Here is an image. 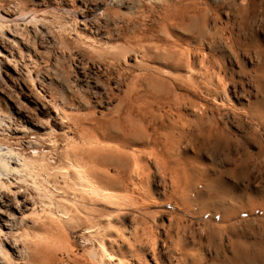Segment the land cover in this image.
<instances>
[{"label":"bare ground","instance_id":"obj_1","mask_svg":"<svg viewBox=\"0 0 264 264\" xmlns=\"http://www.w3.org/2000/svg\"><path fill=\"white\" fill-rule=\"evenodd\" d=\"M198 2L0 0V264H264V34Z\"/></svg>","mask_w":264,"mask_h":264},{"label":"rangeland","instance_id":"obj_2","mask_svg":"<svg viewBox=\"0 0 264 264\" xmlns=\"http://www.w3.org/2000/svg\"><path fill=\"white\" fill-rule=\"evenodd\" d=\"M196 1H199L198 3L200 4L201 3V5H205L204 7H203V9H205L206 10V12H207V14L209 15L208 17L210 18L211 17V19H210V22H211V20L213 21V23H216L215 25H219L218 27H223V28H229V25L230 24H234V21H237L239 18V16H240V14H241V12L243 11H245V8H246V11L244 12V13H242V15H243V17H244V24L246 23V25H245V27H246V31H247V33H248V35H250V37L251 36H256V35H258V34H264V9H263V13H262V9L261 8H264V5H263V3H264V0H239L240 2H238V0H235V2H234V0H201L202 2H200V0H196ZM223 2H224V4H223ZM236 2H238V3H236ZM249 2V3H248ZM261 2V3H260ZM203 3V4H202ZM231 4V5H230ZM237 4V5H236ZM250 4V6H247V5H249ZM255 4V5H254ZM77 5H78V3H77ZM200 5V6H201ZM215 5V6H214ZM228 5H230L229 7H228ZM240 5V6H239ZM260 5V8H259V12L257 11L258 10V6ZM252 6V7H251ZM262 6V7H261ZM231 7V8H230ZM253 7H256L255 9L253 8ZM214 8V9H213ZM216 8V9H215ZM234 8H236L237 10H238V8H239V10H238V12H237V10L236 9H234ZM244 8V9H243ZM250 8H251V10H250ZM243 9V10H242ZM254 9V10H253ZM214 11L215 10V13L214 12H212V11ZM229 11H231V12H229ZM248 11V13H246ZM254 11V16L252 15V12ZM236 12V13H235ZM240 12V14H238ZM214 13V14H213ZM218 14V16H217V14ZM226 13H227V15H226ZM237 14V15H235V14ZM258 13V14H257ZM215 14H216V17L218 18V20H217V18L215 17ZM212 15H214L213 17H212ZM233 15V16H232ZM239 15V16H238ZM228 16H229V18L230 19H228ZM237 16V17H236ZM257 16V17H256ZM234 17V18H233ZM250 17H253V18H250ZM213 18H214V20H213ZM219 18L221 19V20H219ZM256 18V19H255ZM262 18H263V21H262ZM234 19V20H233ZM236 19V20H235ZM221 21V22H220ZM256 23H254V22ZM259 21H261V22H259ZM220 22V23H219ZM224 22H225V24H224ZM253 22V23H252ZM249 23V24H248ZM262 23V24H261ZM253 24V25H252ZM225 25V26H224ZM262 26V27H261ZM256 27L258 28V29H256ZM252 28V29H251ZM227 30V29H226ZM257 30H258V32H257ZM243 50H244V48H242ZM212 50V51H211ZM210 51H209V53H211L212 55H214V57H226L223 53H222V51L220 50V49H218V51H216L217 49H211ZM213 50H214V52H213ZM241 52H242V50H241ZM236 57H240V56H238V54H237V56ZM238 71V69L236 68V67H233V68H231V69H229V70H227V75L228 76H230L231 78H233L234 80H236V78H238L237 77V74H236V72ZM229 72V73H228ZM236 123V124H235ZM237 128H240V122H239V120H235L234 121V123H233ZM0 138H2L1 136H0ZM27 139H29V140H35L33 137H29V138H27ZM18 140H12V142L13 143H16ZM46 151H50L48 148H45L44 150H42V152H46ZM24 153H26V155L28 154V155H35V152H32V151H25ZM53 162V161H52ZM251 174V175H250ZM250 174H246L247 175V177H248V180H247V177H243L242 176V178L240 177V178H237V180H236V182H237V184H238V186H240V187H243L242 185H246L247 186V184L248 183H253L254 181L253 180H257V178H258V175H256L255 173H250ZM251 176H253V177H251ZM255 176V177H254ZM246 180V181H245ZM243 183V184H242ZM257 190H259V191H264V183H259L258 184V187L256 188ZM255 207H251V212L249 213V218H248V214H246V213H242L241 215H240V217L239 218H237V220L238 221H240L239 223H236V229L237 230H243V231H246V230H248V232L252 235V236H255V237H259V235L261 236V237H263L264 238V208H262V207H256L255 209H254ZM260 208V209H259ZM255 210V211H254ZM262 216H261V215ZM252 215V216H251ZM256 215V216H255ZM246 218V219H245ZM248 218V219H247ZM243 219H245L243 222L241 221V220H243ZM251 219H252V221H251ZM255 219V220H254ZM246 221V222H245ZM249 221H251L252 223H253V225H252V223L251 222H249ZM241 223V224H240ZM251 225H250V224ZM240 225H243V226H240ZM239 228H238V227ZM248 226V227H247ZM251 226V227H250ZM255 226V227H254ZM259 226V227H258ZM242 227V228H241ZM246 227H247V229H246ZM254 227V228H253ZM251 228V230L253 229V231H249V229ZM257 228V229H256ZM246 229V230H245ZM259 230H260V232H259ZM81 233L82 232H78V233H76V234H74V235H72V238H73V242H74V245H76V246H78L79 248H85V247H87L88 245H89V243H90V241H89V238L88 237H85V238H83L82 236H80L81 235ZM255 233V234H254ZM258 234V235H257ZM263 260H264V258H263ZM262 260V261H263ZM263 263H264V261H263Z\"/></svg>","mask_w":264,"mask_h":264}]
</instances>
